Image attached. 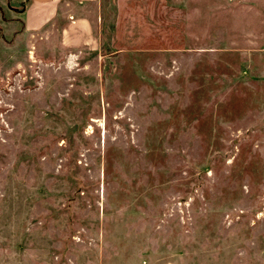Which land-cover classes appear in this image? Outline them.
<instances>
[{
  "label": "rangeland",
  "instance_id": "rangeland-1",
  "mask_svg": "<svg viewBox=\"0 0 264 264\" xmlns=\"http://www.w3.org/2000/svg\"><path fill=\"white\" fill-rule=\"evenodd\" d=\"M0 0V264H264V0H98L92 35Z\"/></svg>",
  "mask_w": 264,
  "mask_h": 264
},
{
  "label": "crops",
  "instance_id": "crops-1",
  "mask_svg": "<svg viewBox=\"0 0 264 264\" xmlns=\"http://www.w3.org/2000/svg\"><path fill=\"white\" fill-rule=\"evenodd\" d=\"M98 0H28L23 11L24 31L35 36L49 34L57 24H65L66 40L76 42L92 35V22L81 9Z\"/></svg>",
  "mask_w": 264,
  "mask_h": 264
}]
</instances>
